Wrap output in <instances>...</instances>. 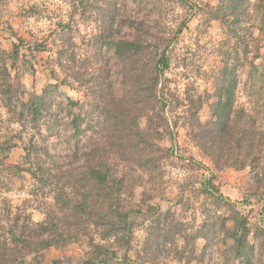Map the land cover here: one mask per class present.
<instances>
[{"label": "rangeland", "instance_id": "obj_1", "mask_svg": "<svg viewBox=\"0 0 264 264\" xmlns=\"http://www.w3.org/2000/svg\"><path fill=\"white\" fill-rule=\"evenodd\" d=\"M116 3L114 28L103 31L95 8L84 12L79 0H0V264H242L230 235L240 225L251 264H264V184L250 179L248 167L215 168L182 126L192 95L204 98L199 119L211 118L227 62L237 80L235 108L254 116L259 109L256 124L264 130V24L242 12V25L231 28L219 18L220 0ZM137 36L148 51L131 63L114 55L113 39ZM163 49L168 68L153 89L149 70ZM48 84L57 87L42 116L21 114ZM37 162L44 168L36 170ZM94 166L110 178L106 188L95 184ZM211 175L221 198L203 189ZM80 202L88 213L117 210L107 213L114 231L89 215L72 216ZM43 222L54 231L42 236L52 244L28 245L22 229ZM150 233L159 237L156 249Z\"/></svg>", "mask_w": 264, "mask_h": 264}, {"label": "trees", "instance_id": "obj_2", "mask_svg": "<svg viewBox=\"0 0 264 264\" xmlns=\"http://www.w3.org/2000/svg\"><path fill=\"white\" fill-rule=\"evenodd\" d=\"M82 6H84L85 11H92L95 8V13L99 16L100 28L103 31H111L115 23V12L117 9L116 0H107L104 4L94 5L88 3L84 4L83 0H79ZM220 12L219 18L222 20L224 24L231 23L230 27L234 28L240 24L239 15L244 12L247 16L253 14V19L258 24H264V0H220V5L217 6ZM220 7L222 12L220 11ZM229 18H231L229 20ZM131 19L125 21L129 24ZM131 24H129L130 26ZM180 30H178L179 32ZM234 37L238 38V32L236 29L233 31ZM145 41L140 38V36L135 37L134 39H113L111 44L113 45L114 55L121 57L125 63L133 62L132 57L137 55L143 51H148L146 48ZM142 50V51H141ZM17 52L15 55L17 56ZM151 54V53H150ZM149 57L154 60L156 53L153 52ZM168 68V59L165 55V50L163 49L160 57L155 61L153 67L149 71H151V75L153 78V89L157 86L158 76L163 73ZM5 69V68H4ZM6 72V69H5ZM101 75H97L96 84L98 89H103L101 83L105 82V78L99 81V77ZM237 80L234 74V68L229 66L227 62H224L222 69L220 70V75L216 80L214 85L213 96L216 98L215 101L209 104L211 111V118L208 121L202 122L198 117V111L202 104L204 103V98L199 94L194 99L193 95L188 97L189 102H191L194 106L192 109L188 108L186 110V116L183 117L182 126L186 130V135L198 148L199 150L209 158L213 166L217 169L224 168H234L236 170H240L248 167L250 169V179L257 185L261 186L264 184V130L261 129L260 125H257V120L261 121V116L259 113V109L256 111V116L253 113L247 112L244 108L236 109L235 108V90H236ZM57 87V84H48L44 87L41 94H34L31 96L27 103H23L21 108V114L23 112H27L32 121H36L38 118L42 116L43 111L46 109L47 105V95H50L51 92L54 93V90H50L51 88ZM260 92L261 96H264V80L260 84ZM101 94V93H100ZM99 94V95H100ZM101 98V95L99 96ZM98 98V97H97ZM70 106L74 104L72 100L69 101ZM190 103V104H191ZM255 104V103H254ZM97 108L100 107L99 103L96 104ZM71 127L73 129V135L79 136L82 131L80 127V117L74 115L71 118ZM124 145L130 146L131 143L124 142ZM134 144L131 148L136 147ZM160 148V147H159ZM44 154L46 156H50L47 149L44 150ZM38 157V156H37ZM25 159H30V153L26 154ZM40 160V158L38 159ZM192 160V158H191ZM36 170H41L44 168L39 162L36 163ZM93 176L95 179V184L99 187L106 188L109 185L110 178L108 179L107 175L102 174L100 168L93 167L92 169ZM30 171H32L30 169ZM34 176H36V172H33ZM212 177L210 179H206L203 183V189L206 192L213 194L214 196L218 193L217 189L212 183ZM261 191L258 193L263 202L262 213L264 214V196ZM216 198H221V195L215 196ZM110 204V208L113 205L117 206V200L112 195H106L104 197ZM75 209L72 210V216H83L89 215V219L98 226H109L106 227L107 231L113 232L112 225L110 223L109 218L107 217V213L112 211V215L117 213V210H111L106 213H88L85 206L82 202L77 203ZM78 207V208H77ZM77 208V210H76ZM164 220H168V216L164 217ZM166 222V221H165ZM158 228L159 223H156ZM47 222L43 223H31V226H25L22 229V233L29 230L26 243L36 244L37 247L46 248L51 245V240L48 239L47 230L49 234L53 233L50 228L48 229ZM37 232L36 241H33L31 237L32 230ZM154 232H157V229L154 228ZM31 234V235H30ZM152 237H149L150 243L153 248L156 249L160 245L159 237L155 234H152ZM157 234V233H156ZM247 228L245 225L238 226L234 232H231V236L233 238V244L231 250L233 254L239 258H241L242 264H251V254H252V246L247 241ZM47 236V237H42ZM154 236V237H153ZM46 238V239H45ZM13 244H17V233L12 231ZM29 240V241H28ZM151 249V247H147L146 250Z\"/></svg>", "mask_w": 264, "mask_h": 264}, {"label": "water", "instance_id": "obj_3", "mask_svg": "<svg viewBox=\"0 0 264 264\" xmlns=\"http://www.w3.org/2000/svg\"><path fill=\"white\" fill-rule=\"evenodd\" d=\"M174 142H176V141L174 140Z\"/></svg>", "mask_w": 264, "mask_h": 264}]
</instances>
